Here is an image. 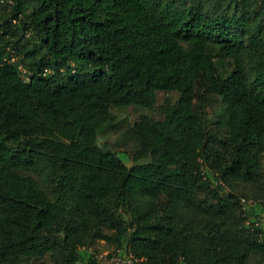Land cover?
<instances>
[{
	"label": "trees",
	"instance_id": "1",
	"mask_svg": "<svg viewBox=\"0 0 264 264\" xmlns=\"http://www.w3.org/2000/svg\"><path fill=\"white\" fill-rule=\"evenodd\" d=\"M10 4L0 264H100L96 239L145 264H264V0H0ZM159 90L177 98L133 121L127 163L99 133L113 106L150 108Z\"/></svg>",
	"mask_w": 264,
	"mask_h": 264
},
{
	"label": "rangeland",
	"instance_id": "2",
	"mask_svg": "<svg viewBox=\"0 0 264 264\" xmlns=\"http://www.w3.org/2000/svg\"><path fill=\"white\" fill-rule=\"evenodd\" d=\"M1 14L5 17H8L12 12V5L0 7ZM17 34V33H16ZM17 36V35H16ZM31 40L30 44L32 43V37L26 36ZM24 43V38L21 39L16 43L17 48L12 47L10 45V51L12 54V58L17 59L22 56V46ZM73 63L70 65H65L62 68L65 72L71 73ZM51 69V67H49ZM54 71V70H52ZM57 73V72H56ZM177 98V93L174 91L165 92L159 90L156 96V102L152 107H144V106H137V105H126V106H113L111 108L112 118L110 124L106 125L102 131L99 133V142L106 148H109L117 153L125 162L131 163V156L134 152L136 147L135 141L129 132V128L132 125L133 121L138 119L141 115H148L153 118H159L162 116L161 113V106L166 101H174ZM219 107L218 103L212 101L208 103L206 110L204 111L205 117L207 118V124L209 127L214 126L215 121L217 120ZM264 160V156L262 158ZM212 179V178H211ZM211 181V180H210ZM255 215L258 218H264V208L259 205H256L254 208ZM264 228V222L261 224ZM118 244L116 243L115 239L113 240H105V239H96L94 240L89 247V251L93 252L96 258L99 260L100 264H112L113 262L110 260L111 251L114 250ZM122 252H126V249L121 246ZM3 264H52L49 256L45 255L42 258H26L21 257L13 262H7Z\"/></svg>",
	"mask_w": 264,
	"mask_h": 264
},
{
	"label": "built area",
	"instance_id": "3",
	"mask_svg": "<svg viewBox=\"0 0 264 264\" xmlns=\"http://www.w3.org/2000/svg\"><path fill=\"white\" fill-rule=\"evenodd\" d=\"M260 222V223H259ZM264 222V218H258L256 222L257 225H260ZM110 260L114 264H145L143 257H136L130 251L126 250V252H122L120 247H116L114 250L111 251Z\"/></svg>",
	"mask_w": 264,
	"mask_h": 264
}]
</instances>
